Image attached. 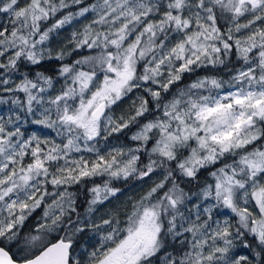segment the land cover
Here are the masks:
<instances>
[{"label":"snow or ice","instance_id":"snow-or-ice-1","mask_svg":"<svg viewBox=\"0 0 264 264\" xmlns=\"http://www.w3.org/2000/svg\"><path fill=\"white\" fill-rule=\"evenodd\" d=\"M0 264H264V0H0Z\"/></svg>","mask_w":264,"mask_h":264},{"label":"trees","instance_id":"trees-1","mask_svg":"<svg viewBox=\"0 0 264 264\" xmlns=\"http://www.w3.org/2000/svg\"><path fill=\"white\" fill-rule=\"evenodd\" d=\"M65 35H67V33H65ZM129 143H131V142L129 141ZM119 183H121V182H118V184H119ZM137 183H138L137 181H132V184H134V185L137 184ZM137 190H138V189L133 188L132 191H128L127 188H125L126 195H125L124 197L121 198V202H120V203H123V201L126 200L127 197L132 196V195L134 194V192H136ZM77 196H78V199H79V201H80V203H81V207H80L79 210H80L81 212H84V211H85V208H84V205H83V201L85 200V198H86V196H87V193L85 192V190H83V188H81V190L77 192ZM116 206H119V205H116ZM111 207H113V206H111V205L108 206V207L100 206V213H98V214H103L104 212L109 211ZM38 211H39V210H38ZM37 219H38V217H37ZM35 223H36V221L33 220V221L31 222V224L29 225V227H31V226L34 225Z\"/></svg>","mask_w":264,"mask_h":264}]
</instances>
